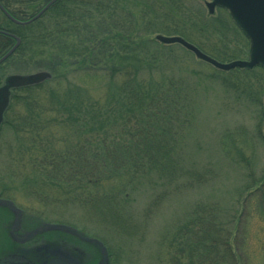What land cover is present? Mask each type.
Instances as JSON below:
<instances>
[{"label":"trees","instance_id":"trees-1","mask_svg":"<svg viewBox=\"0 0 264 264\" xmlns=\"http://www.w3.org/2000/svg\"><path fill=\"white\" fill-rule=\"evenodd\" d=\"M17 1L21 0H0L13 17L27 20L49 0H38V4L27 0L28 4L15 8L12 3ZM217 9V16L200 15L191 11L187 0H57L28 24L15 23L0 10V29L10 33L0 32V56L14 46L16 35L21 41L8 60L27 59L28 70L52 74L42 83L12 92L0 131L7 127L27 144L17 152L22 161H28L20 172L26 183L42 184L36 189L40 196L45 194L40 188L44 190L47 183H65L75 193L71 198L104 222L113 237L103 228L70 226L107 245L108 264L118 259L105 237L114 241L117 234L133 239L140 233V223L131 218L124 183L150 185L155 179L170 182L183 175L176 142L182 123L176 118L192 107V101L182 91L178 70L184 65L182 52L194 54L148 34L180 35L219 61L246 59L250 40L227 8ZM145 17L148 21L143 22ZM168 64H175L170 72ZM234 69L264 72L262 65ZM89 77L102 79L96 96L91 94L95 89L82 84ZM248 94L253 104L260 105L264 78L258 77ZM257 108L254 129L264 143V109ZM194 176L197 180L186 177L183 187L206 178ZM263 184L264 175L244 182L237 205L230 208L217 200L196 202L189 218L166 241L171 264H244L238 240L243 217L239 204L243 194L244 202L254 199L264 204Z\"/></svg>","mask_w":264,"mask_h":264},{"label":"rangeland","instance_id":"rangeland-1","mask_svg":"<svg viewBox=\"0 0 264 264\" xmlns=\"http://www.w3.org/2000/svg\"><path fill=\"white\" fill-rule=\"evenodd\" d=\"M25 1L27 0L12 4L15 8H20L23 3L28 4ZM207 1L210 0H187L191 11H199L200 15H210ZM32 4H38V0H32ZM217 8L212 15L219 14ZM144 21H148V18L145 17ZM148 35L155 39V33ZM154 48L151 44L150 50ZM174 51H177L176 55L179 53L177 48ZM182 54L184 65L179 67L178 73L182 80V91L185 90L192 101V107L179 115L180 118H176L182 123L181 127L177 128L176 142L180 149L179 164L184 167L183 175H178L170 182L155 179L150 185L139 181L124 183L127 177L124 178L122 183L128 190L131 218L134 222L136 218L137 223H140L138 230L140 233H136L133 239L117 234H114V241L105 237L114 250L115 259H118L117 262L115 261L116 264H171L166 241L176 231L180 222L189 218L196 202L205 199L217 200L223 207L236 206L237 196L240 195V188L244 182L264 175V143L259 140L254 129L259 119L256 113L257 106L261 105L264 109V94H260L262 102L260 105L253 104L248 94L250 89H254L256 83L258 84V77L264 78V72L259 69L254 71L215 69L214 66L204 64L203 60L200 61L195 55L191 56L183 52ZM8 58L7 62L0 63V84L10 74L37 71L28 70L30 65L27 59H19L17 60L19 63H14ZM174 66L175 64H168V72ZM208 75H214L215 79H210ZM224 79L226 81L223 83ZM101 80L89 77L83 80L82 84L88 89L89 87L95 89L91 94L96 96L95 94L103 86ZM99 94L100 92L97 95ZM262 130L264 132V117ZM53 143L62 144V142ZM26 145L22 140L17 139L11 129L4 127L0 131V193H3V197L7 200L15 203L16 207L24 210L25 221L40 226L36 228L38 230L49 222L74 224L85 230H95L99 227L101 230L103 228V231H109L104 222L94 219L91 212L89 213L85 208V204L71 198L75 193L69 185L47 183L44 190L40 188L45 192L44 196H40L36 189L37 186L42 185L41 183H37L34 187L24 181L20 168L28 161L27 159L22 161L17 156V152ZM248 162L252 163L251 166ZM14 170L18 171V175H15ZM199 174L206 177L204 181L183 187L187 178L196 181L198 177L194 175ZM261 186V193H264V184ZM243 196L239 204L243 217L238 232V240L242 245V260L244 264H263L264 217L259 213L262 212L264 215V204L247 198L244 202ZM4 202L2 201L4 206L8 205ZM2 210L5 209L0 208V212ZM42 220L44 223L40 225ZM18 223L15 225L18 226ZM44 229L70 232L63 227ZM107 234L113 237L110 231ZM8 235V218H2L0 215V240L7 239ZM81 235L84 240L89 236ZM86 241L89 242H80L90 247L94 243L97 244L94 241Z\"/></svg>","mask_w":264,"mask_h":264},{"label":"water","instance_id":"water-1","mask_svg":"<svg viewBox=\"0 0 264 264\" xmlns=\"http://www.w3.org/2000/svg\"><path fill=\"white\" fill-rule=\"evenodd\" d=\"M57 0H49L32 18L28 20H19L13 17L0 3V9L8 16L12 21L20 24H27L38 19L52 4ZM206 5L210 13H213L216 6L225 7L229 10L230 15L237 24V26L243 31L245 36L250 40V52L246 59H234L231 61H219L218 59L203 52L195 44L186 40L180 35H166L162 33L155 34V39L164 44L178 43L185 47L187 50L194 53V55L207 63L212 64L214 67L222 70H231L234 68H249L252 69L258 65L264 66V0H210L206 2ZM15 36V35H13ZM16 37V43L10 48L1 58L0 63L14 52L20 43V38ZM52 74L48 70H39L30 73H14L8 75L3 84L0 85V125L3 121L4 112L10 102V96L12 89L35 85L44 82L51 78ZM8 201V202H7ZM5 202L10 203L11 207L19 210L18 207L11 200ZM4 202V203H5ZM20 215V210L18 211ZM19 219L16 220V223ZM56 227L66 228L69 231L78 233V231L66 224L60 223H45L43 228ZM86 240L94 241L102 246V264H108V251L102 241L93 237H85ZM56 262V263H55ZM57 259L52 264H67Z\"/></svg>","mask_w":264,"mask_h":264},{"label":"flooded vegetation","instance_id":"flooded-vegetation-1","mask_svg":"<svg viewBox=\"0 0 264 264\" xmlns=\"http://www.w3.org/2000/svg\"><path fill=\"white\" fill-rule=\"evenodd\" d=\"M0 199L7 200L3 193H0ZM5 205L9 215V235L7 239L0 240V244H4L0 245V264H52L55 259L67 264H102L101 246L94 243L90 247L80 242H89L83 239L81 234L84 233L80 230V234L56 229L38 230L36 228L40 226L25 221L23 209H19V215V210H13L7 202ZM17 219L18 226L15 225ZM42 221L40 225L44 223Z\"/></svg>","mask_w":264,"mask_h":264},{"label":"bare ground","instance_id":"bare-ground-1","mask_svg":"<svg viewBox=\"0 0 264 264\" xmlns=\"http://www.w3.org/2000/svg\"><path fill=\"white\" fill-rule=\"evenodd\" d=\"M0 10H1V9H0ZM1 11H2V10H1ZM2 12H3V11H2ZM0 32L5 33V31H4V30H1V29H0ZM3 55H4V54H3ZM3 55H2V56H3ZM2 56H0V58H1ZM8 57H9V56H8ZM8 57H7V58H8ZM7 58H6L5 60H3L2 62H4V61L7 62V61H6ZM0 208H1V209H5V206L3 205L1 199H0ZM13 210H14V209H13ZM16 214H17V213L15 212V216H16ZM0 215L2 216V218H5V217H6V218H9V215H8V213H7L5 210H2V211L0 212ZM88 237H92V236H88ZM93 238H97V237H93ZM97 239H98V238H97ZM98 240H100V239H98ZM100 241H101V240H100ZM102 243H103V242H102Z\"/></svg>","mask_w":264,"mask_h":264}]
</instances>
